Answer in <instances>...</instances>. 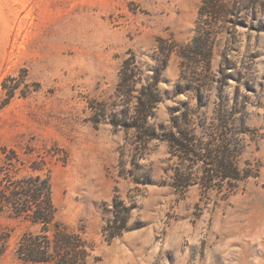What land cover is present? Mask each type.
<instances>
[{
	"label": "rangeland",
	"instance_id": "374dc122",
	"mask_svg": "<svg viewBox=\"0 0 264 264\" xmlns=\"http://www.w3.org/2000/svg\"><path fill=\"white\" fill-rule=\"evenodd\" d=\"M198 12V0H0V181L13 164L21 169L20 178L31 173L33 161L45 158L56 220L84 232L91 246L88 264H264V8L261 32L238 29L228 74L240 82L230 80L222 92L229 106L236 98L245 107L251 129L240 137L238 157L239 169L251 177L228 199L225 185L223 192L199 184L176 190L172 178L180 160L162 141H152L139 162L140 173L150 172L148 186L120 177L125 134L107 117L95 118L100 103L112 115L129 52L145 80L152 81L160 40L166 42L163 48L175 45V51L189 44ZM226 42L227 35H221L214 72L221 68ZM180 78L181 58L174 52L160 77L153 128L166 127L173 107L191 101L185 82L176 95ZM214 108L202 109L198 120L208 111L211 122L217 117ZM133 154L126 150L127 169ZM203 166L199 162L194 172ZM117 192L133 208L129 226L141 232L108 241L103 228ZM219 226L239 229L240 238L216 253ZM37 231L0 213V235L7 237L0 264H22L19 242Z\"/></svg>",
	"mask_w": 264,
	"mask_h": 264
},
{
	"label": "trees",
	"instance_id": "16d2710c",
	"mask_svg": "<svg viewBox=\"0 0 264 264\" xmlns=\"http://www.w3.org/2000/svg\"><path fill=\"white\" fill-rule=\"evenodd\" d=\"M199 12L195 35L184 46L175 45L163 48L166 42L155 52L157 63L152 81L145 80L144 72L136 55L129 52L122 65L119 82L113 99V111L107 116V104L100 103L101 109L95 110V118L107 117L117 132L125 134L122 147L120 177H130L135 185L148 186L151 183L150 172L142 169L140 160L152 141H162L169 145L172 157L180 160L173 174V186L184 191L192 185H201L204 189L217 188L226 193L228 199L237 192L239 184L251 177L249 171L242 172L238 166V157L243 150L242 135L251 132L247 125L246 111L238 106L236 98L229 106L223 97V88L230 80L239 83L230 65V52L236 51L238 29L261 32L262 22L259 13L264 8L263 0H198ZM227 35L222 53V64L218 72L213 70L216 48L220 45V36ZM181 58V78L176 95L182 94V82L185 92L191 100L186 107L178 104L171 111L166 127L153 128L150 120L161 102L159 82L162 71L167 67L171 55ZM216 87V101H211V92ZM248 86V85H247ZM13 94V92H11ZM196 101V106L192 101ZM215 105L217 116L209 119L208 111L198 120V113ZM202 133L210 135L205 139ZM134 151L127 169L126 150ZM14 157L17 155L13 152ZM18 162L19 159H17ZM203 163L201 173H195V165ZM189 163V165H187ZM25 166L24 163H21ZM31 173L17 177L21 171L16 164L3 172L0 181V213L10 218L28 223L37 232L25 233L18 245V258L22 264H88L91 246L84 238V232H74L56 220L57 208L53 199L52 173L45 158L32 162ZM132 207L126 205L117 194L113 199L112 217L107 220L103 233L108 241L121 237L134 230L129 226ZM7 237L0 235V256L3 255Z\"/></svg>",
	"mask_w": 264,
	"mask_h": 264
},
{
	"label": "crops",
	"instance_id": "0c3cea01",
	"mask_svg": "<svg viewBox=\"0 0 264 264\" xmlns=\"http://www.w3.org/2000/svg\"><path fill=\"white\" fill-rule=\"evenodd\" d=\"M138 232H141V230L140 229L135 230L132 232H128L126 234H129V238H131L130 236H133L132 234H136ZM216 233H218L220 235V238H219L220 242L217 245L218 248H216V250H215L216 253H218V252H220V250L228 247L230 245L231 241L239 240V238H240V230L239 229H229L228 227H225V226L217 227ZM132 247L133 246H131V248ZM211 252H214V250L211 249ZM200 264H205V263H200Z\"/></svg>",
	"mask_w": 264,
	"mask_h": 264
}]
</instances>
